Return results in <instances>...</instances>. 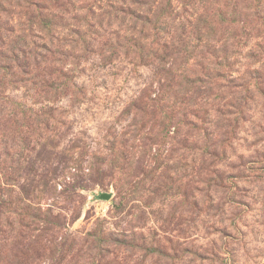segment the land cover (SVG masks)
Wrapping results in <instances>:
<instances>
[{"label": "rangeland", "instance_id": "obj_1", "mask_svg": "<svg viewBox=\"0 0 264 264\" xmlns=\"http://www.w3.org/2000/svg\"><path fill=\"white\" fill-rule=\"evenodd\" d=\"M0 264H264V0H0Z\"/></svg>", "mask_w": 264, "mask_h": 264}]
</instances>
